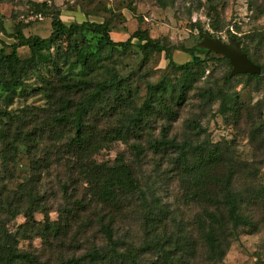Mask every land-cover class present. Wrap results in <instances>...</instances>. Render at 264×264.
Listing matches in <instances>:
<instances>
[{"label":"rangeland","instance_id":"1","mask_svg":"<svg viewBox=\"0 0 264 264\" xmlns=\"http://www.w3.org/2000/svg\"><path fill=\"white\" fill-rule=\"evenodd\" d=\"M31 1L47 3L51 11L57 9L64 24L109 21L112 29L122 26L129 34L137 28L146 29L151 38L160 40L162 44L174 48H192L201 57V52L212 57H223L197 47L202 39L201 33H208L211 38L223 43H228L230 33L251 48L259 64H264V0ZM28 4L27 0H0V24L7 35L13 33L16 24H24L23 19L29 14ZM47 14L42 15V21L28 23L23 30L24 35L47 37L51 30ZM0 39L7 44L13 42L3 34H0ZM133 44L126 51H120L117 48H101L93 40L85 46V50L91 53L87 67L79 68L75 65L67 69L73 78L83 77L92 83L118 75L126 85L127 93L129 91L131 106L136 108L141 107L147 99L150 86L161 80L168 82L169 89L163 101L173 109L175 115H149V126L138 138L127 136L119 139L112 136L111 131L119 126L122 107L114 105L112 113L104 112L101 107L110 103V99L103 101L101 107L92 109L86 118V125L105 142V148L96 153L95 159L112 162L121 158L133 168L146 196L145 203L139 204L133 199L136 203L131 201L130 209L124 210L118 229L120 238L132 243L135 248L144 247L151 241L148 233L151 223L143 220L144 207H154L156 212L160 208L166 212L164 218L167 229L163 225L157 227L158 241H164L165 244L167 239L170 242L178 238L185 241L187 239L182 238L189 233L196 249L191 254L194 258L192 261L201 264L204 258L202 240L194 221L201 213V206L192 201L188 192L197 191L201 187L202 192L214 200L216 185L214 182L195 185L192 180H183L172 163L176 154L168 151L167 154H157L148 149L147 140L158 139L161 128L166 127L167 137L174 142L204 145L222 157L214 174L231 176L232 190L240 197L241 212L253 224L252 227L240 229L239 234L226 240V250L219 262L206 264H264V73H259L258 79L239 76L244 74L229 76L230 81L226 82L223 80L228 72L226 62L208 59L205 69L195 68L190 71L191 75L188 76L192 78L191 89L184 103L175 106L171 103L169 92L180 73L168 69L164 53L145 55L136 47L139 44L137 40H133ZM79 45V40L59 45L61 48L69 47L66 49L68 64L74 61V47ZM55 51L54 48L50 52ZM176 51L183 53L172 50L171 54ZM17 52L20 59L29 57L26 47L19 48ZM180 62L178 60L176 64ZM44 72L40 71V74ZM34 78L30 83H35L33 87H36L42 79L40 75ZM208 90L212 91L213 96L201 99ZM43 108L45 101L39 94L25 99L14 98L12 104L6 107L0 100V192L9 200L21 196L19 205L22 209L28 204L26 189L31 190V194L38 199V210H42L34 214L35 221L40 223L57 220L58 210L67 206L61 200L58 190L59 179L66 172L65 161H62L57 149L58 137L50 133L54 127L50 121V112L43 111ZM129 108L125 111L127 114L131 112ZM21 111L26 113L28 124L25 130H31L35 125L42 128L44 133L35 136L29 150L18 144L15 153L11 150L7 153L1 141L2 126L5 123L3 113L19 114ZM135 145L142 151L138 155L133 152ZM5 151L6 158H3ZM77 193H82L81 186L72 191V194ZM209 207L212 208L210 203ZM24 225L23 214L14 218H0V231L13 235L17 240V250L28 253L33 264H56L59 245L55 246L53 242L45 247L41 238L24 228ZM169 233L175 239L170 240ZM88 235L91 238L90 233ZM67 245L64 244L63 249L67 248L66 252L70 254L71 248ZM187 253L185 251L181 256ZM175 254L178 256V253ZM139 255L146 264L150 258L156 257V253L149 249L140 250Z\"/></svg>","mask_w":264,"mask_h":264},{"label":"trees","instance_id":"2","mask_svg":"<svg viewBox=\"0 0 264 264\" xmlns=\"http://www.w3.org/2000/svg\"><path fill=\"white\" fill-rule=\"evenodd\" d=\"M27 12H49L50 34L41 38L36 35L25 36L24 28L28 23H18L14 26L12 34L7 35L0 24V34H3L13 42L5 43L0 39V99L3 105L10 106L14 98H28L31 95H40L45 101L43 111L50 112V121L54 127L50 133L59 141L57 149L62 161H65V173L59 179L58 190L61 200L65 205L58 210V219L50 222H36L34 214L42 212L38 210V199L26 189L27 206L20 209L21 196L16 200H9L0 192V218H14L23 214L25 218L24 228L34 232L49 247L54 242L59 245L56 252V264H146L144 258L139 255L140 250L155 252L156 257L150 258L147 264H194L191 254L194 251V243L189 233L180 238H172L170 242L158 241L157 227L165 222L166 212L162 209L145 206L143 220L151 223L149 235L151 241L140 249L132 243L123 241L118 234L121 215L124 210L130 209L131 201L139 204L146 202V196L140 188V183L133 168L121 158L112 162L97 161L96 153L105 148L102 141L86 125V118L95 107H101V103L110 99L101 109L108 114L113 107H122V115L119 126L112 130V136L124 139L127 136L138 138L149 126V115L160 113L165 116H173L174 111L169 105H165L163 99L167 96L168 82L161 80L149 87V95L141 107L131 106L129 91L126 85L116 74L99 82H91L83 77L73 78L67 69L73 66L87 67L91 53L85 50V46L93 40L102 48L109 47L126 51L132 47L133 40L138 41L136 47L145 55L149 53H164L167 59L168 69L180 73L178 80L170 88L171 103L179 106L184 103L188 91L191 89L192 69H205L208 59H221L228 66V72L223 77L230 81V67L225 57L218 58L203 53H196L195 49L182 47H169L158 39L149 36L146 29L137 28L129 34L123 42H115L110 36L112 30L109 21L102 23L71 22L64 24L59 18V11L50 10L47 3H35L27 0ZM229 39H234L240 46L241 52L254 64L260 67V74L264 73V64H259L253 57L251 48L240 42L233 34H228ZM211 37L208 33H201L200 38ZM79 40V46L74 47V61L68 64L69 55L60 44H70ZM26 47L29 50L27 59H20L18 49ZM55 52L51 53V49ZM172 50H180L190 56V61L177 65L172 60ZM212 57V58H211ZM43 68V70H41ZM46 74H40L44 71ZM40 75L42 82L30 83L34 77ZM246 78L258 79L257 76L248 74L239 75ZM29 81V82H28ZM31 94V95H30ZM211 90L205 91L202 98L212 97ZM128 99V102H127ZM130 107V108H129ZM129 108L130 114L125 111ZM24 111L19 114L3 113L5 123L2 126V142L4 149L15 153L16 145L21 144L29 150L38 133H44L42 128L32 127L25 130L26 124ZM38 129V130H35ZM168 128L162 127L158 139H148V149L153 153L176 154L173 165L180 172V176L195 185L200 182H214L217 193L214 200L202 192L201 187L197 191L188 192V196L201 206V213L194 219L196 231L200 234L204 258L201 264L219 262L226 250V240L239 234L240 229L252 227L251 221L242 214L240 209V197L232 190L231 176L215 175L222 157L217 152L203 146H194L183 142L178 144L167 137ZM6 151L3 158H6ZM135 155L140 154L141 148L133 146ZM82 187L80 195L72 194V191ZM134 199V200H133ZM264 200V195H263ZM211 201H213L211 203ZM136 203V202H135ZM209 203L211 207H209ZM147 205V204H146ZM22 227V226H20ZM91 238H89V234ZM163 236V235H161ZM64 244L71 248L70 254L63 249ZM52 248V247H51ZM196 250V249H195ZM171 251L174 253H171ZM188 251L187 254L181 253ZM178 253V256L175 254ZM0 264H33L28 253L17 250V240L13 235L0 231Z\"/></svg>","mask_w":264,"mask_h":264},{"label":"water","instance_id":"3","mask_svg":"<svg viewBox=\"0 0 264 264\" xmlns=\"http://www.w3.org/2000/svg\"><path fill=\"white\" fill-rule=\"evenodd\" d=\"M197 47L225 57L231 66L230 77L238 74L257 76L260 73V67L251 62L247 56L241 52L239 44L234 39H230L228 43H223L219 39L205 36L197 44Z\"/></svg>","mask_w":264,"mask_h":264},{"label":"crops","instance_id":"4","mask_svg":"<svg viewBox=\"0 0 264 264\" xmlns=\"http://www.w3.org/2000/svg\"><path fill=\"white\" fill-rule=\"evenodd\" d=\"M70 23L71 22H69L68 24H70ZM110 36L113 39V41H115V42H123L129 37V32H127L122 26H119V27L111 30ZM5 43H7V42H5ZM172 60L174 63H176V61H178V60H181L180 64H177V65H181L183 63L189 62L190 56L187 53H184V52L182 53V52L176 51V52L172 53Z\"/></svg>","mask_w":264,"mask_h":264},{"label":"built area","instance_id":"5","mask_svg":"<svg viewBox=\"0 0 264 264\" xmlns=\"http://www.w3.org/2000/svg\"><path fill=\"white\" fill-rule=\"evenodd\" d=\"M43 16L41 13L29 12L26 18L23 19L24 23H30L35 21H42Z\"/></svg>","mask_w":264,"mask_h":264}]
</instances>
